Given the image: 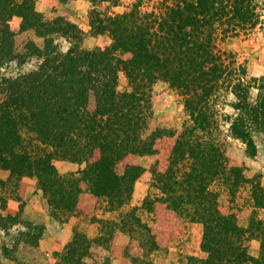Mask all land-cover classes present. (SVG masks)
<instances>
[{"label": "trees", "instance_id": "1", "mask_svg": "<svg viewBox=\"0 0 264 264\" xmlns=\"http://www.w3.org/2000/svg\"><path fill=\"white\" fill-rule=\"evenodd\" d=\"M90 1L91 29L108 37L94 48L83 46L84 30L66 10L45 14L37 0H0L1 187L16 189L23 177H36L51 215L66 221L91 201L94 209L104 199L111 210L129 203L144 171L134 159L157 154L150 191L119 223L131 238L133 264H154L150 255L188 221L203 223L207 252L189 256L191 264H264V218L257 213L264 208V185L213 136L219 123L213 97L224 84L242 110L230 130L258 154L250 123L264 130V94L250 100L251 83L236 76L218 42L221 31L226 37L257 25L251 1L155 0L149 8L134 0L124 11L113 10L122 0ZM161 79L183 96L191 122L147 132L153 87ZM61 159L82 165L63 173L56 164ZM217 179L232 200L250 183L253 209L223 203L213 187ZM140 208L155 216L153 225ZM42 234L41 228L38 239ZM253 238L261 242L258 256L249 251ZM95 240L76 230L64 261L89 264Z\"/></svg>", "mask_w": 264, "mask_h": 264}, {"label": "rangeland", "instance_id": "2", "mask_svg": "<svg viewBox=\"0 0 264 264\" xmlns=\"http://www.w3.org/2000/svg\"><path fill=\"white\" fill-rule=\"evenodd\" d=\"M133 1L122 0L113 10L124 11ZM250 1L259 14L257 25L251 30L240 27L239 33L226 37L221 31L218 42L221 50L227 51L224 54L227 61H233V67L238 68L236 76L243 75L251 83L250 100L256 102L264 94V0ZM154 2L155 0H144L145 7L152 8ZM36 6L45 14H53L59 10L69 12L72 19L84 30V47L94 48L106 43L108 37L94 34L89 24L90 0H69L66 3L59 0H37ZM12 24L18 31V20ZM21 41L22 35H19L18 42ZM63 44L67 48L70 42L64 41ZM35 64L36 61L30 62L23 68L30 69ZM126 86L127 80L123 76L120 88ZM153 98L154 109L147 132L157 127L178 128L191 122L183 96L167 81L161 79L154 84ZM213 99L219 122L213 136L223 144L226 154L233 162L244 166L247 176H257L264 185V130L250 123L252 136L259 148L257 155L250 154L246 142L234 136L230 130L231 120L242 112L236 105L238 96L223 84L216 90ZM157 157V154H142L134 159L144 171L135 182L133 197L129 203L111 210L108 201L104 199L97 202L94 209L91 201V206L86 207L88 209L77 211L66 221L57 220L51 215L36 177H23L16 189L12 185H0V264H67L63 259V252L76 230L96 238L91 246V255L85 259L89 264H133L128 252L131 238L121 229L119 223L124 212L135 205H142L144 197L151 189V169ZM56 164L63 173L78 170L82 165L62 159L57 160ZM213 187L220 191L221 201L232 204L234 210L242 207L253 209L250 183L239 187L234 200L221 180H215ZM138 212L144 221L151 225L155 223V216L146 209L140 208ZM257 213L264 218V208L258 209ZM9 214L17 219L9 217ZM41 228L43 234L38 239L37 233ZM203 231L202 222L188 221L176 235L165 240L162 248L150 255L151 260L154 264H191L189 256L206 257L207 252L201 247ZM32 236L37 238L32 240ZM260 246L259 238H253L250 253L258 256Z\"/></svg>", "mask_w": 264, "mask_h": 264}]
</instances>
